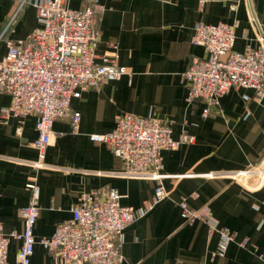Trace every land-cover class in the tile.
<instances>
[{
  "label": "crops",
  "instance_id": "obj_1",
  "mask_svg": "<svg viewBox=\"0 0 264 264\" xmlns=\"http://www.w3.org/2000/svg\"><path fill=\"white\" fill-rule=\"evenodd\" d=\"M88 1L103 7L96 21L98 57L118 45L127 74L72 99L71 108L81 116L79 131L73 134L68 121H56L39 168L33 147L36 117L6 115L11 97L0 92V222L5 233L23 230L20 210L30 202L32 183L40 189L38 242L71 220L83 194L114 189L122 205L136 213L122 236L120 264H264V186L248 190L222 177L264 155V98L232 88L220 98L218 110L204 117L203 101L188 103L184 78L193 58L208 56L193 43L197 24L234 25L235 52L264 47V0L210 1L203 8L199 0H69L67 5L81 9ZM21 2L0 0V62L7 41H24L38 28L37 9L28 3L18 13ZM123 114L165 122L174 140L195 137L193 144L163 152L161 183L170 195L149 210L146 204L153 202L158 182L127 176L121 155L89 137L113 131ZM210 174L218 177L210 179ZM183 199L193 210L208 205L219 226L235 234L224 257H212L219 236H210L205 223L183 220L178 206ZM20 246V241L11 243L8 264H19ZM31 264H53V259L37 244Z\"/></svg>",
  "mask_w": 264,
  "mask_h": 264
},
{
  "label": "built area",
  "instance_id": "obj_2",
  "mask_svg": "<svg viewBox=\"0 0 264 264\" xmlns=\"http://www.w3.org/2000/svg\"><path fill=\"white\" fill-rule=\"evenodd\" d=\"M68 1L22 0L18 13L26 4H32L37 9L38 28L24 41H7L8 52L0 62V92L11 97V106L5 114L36 117L38 137L33 147L39 152L37 168L43 166L45 152L55 137L56 121H68L71 132L78 133L81 116L71 108L72 99L127 74L120 64L118 45H112L101 57L97 55L101 32L96 21L103 7L88 1L81 9H72ZM210 1L232 0H199V5L203 8ZM235 41L234 25L200 23L195 27L193 43L203 46L208 56L193 58L184 78L189 86L188 103L203 101L204 117L218 110L220 98L232 88L250 89L257 100L264 98V47L235 52ZM89 137L121 155L127 176L158 182L153 202L146 204L148 210L170 195L161 183L163 152L195 142V137L187 134L174 140L171 127L165 122L133 114L119 116L110 133ZM215 177L218 176L209 175L210 179ZM222 177L248 190L263 187L264 155L247 168ZM28 188L30 202L20 210L23 230L5 233L0 222V264H8L9 248L16 240L21 243L19 264H31L37 244L49 252L53 264H120L122 236L136 220V213L134 208L122 205L117 190L83 194L72 210L71 220L59 224L51 237L38 242L34 230L40 215V189L35 183ZM178 206L185 222L201 221L207 225L210 236H219L212 257H224L235 234L219 226L208 205L193 210L183 199Z\"/></svg>",
  "mask_w": 264,
  "mask_h": 264
}]
</instances>
